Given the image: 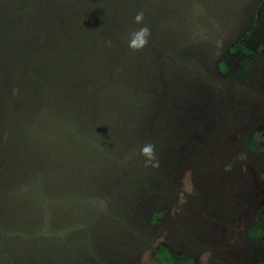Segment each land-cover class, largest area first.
Segmentation results:
<instances>
[{
    "label": "trees",
    "instance_id": "1",
    "mask_svg": "<svg viewBox=\"0 0 264 264\" xmlns=\"http://www.w3.org/2000/svg\"><path fill=\"white\" fill-rule=\"evenodd\" d=\"M198 1L0 0V264L26 254L74 257L84 246L74 220L92 219L105 191L115 196L154 178L159 168L145 166L140 146L154 144L160 162L166 144L154 126L167 112L157 77L196 27ZM140 11L143 25L134 21ZM144 25L149 42L133 51L128 33ZM229 50L257 51L241 42ZM115 179L118 189L108 186ZM114 212L100 206L98 227L124 223ZM263 233L246 229L251 238ZM154 255L161 264L190 263L164 246Z\"/></svg>",
    "mask_w": 264,
    "mask_h": 264
},
{
    "label": "rangeland",
    "instance_id": "2",
    "mask_svg": "<svg viewBox=\"0 0 264 264\" xmlns=\"http://www.w3.org/2000/svg\"><path fill=\"white\" fill-rule=\"evenodd\" d=\"M196 7V27L157 77L167 115L154 126L166 144L154 178L115 196L105 191L92 219L74 220L84 246L93 229L89 248L58 262L26 254L16 264H161L157 246L189 264H264V233L246 234L264 228V0H201ZM236 42L257 51L229 50ZM105 205L124 223L110 218L98 227L95 212Z\"/></svg>",
    "mask_w": 264,
    "mask_h": 264
},
{
    "label": "clouds",
    "instance_id": "3",
    "mask_svg": "<svg viewBox=\"0 0 264 264\" xmlns=\"http://www.w3.org/2000/svg\"><path fill=\"white\" fill-rule=\"evenodd\" d=\"M143 20H144V12L140 11L135 15L134 21L136 24L143 25ZM150 36H151L150 28L146 25L141 26L138 29H135L130 33H128L127 36L128 47L133 51H139L148 44ZM105 43L108 46H112L111 40L105 41ZM140 155L145 158L144 164L146 167L150 166L153 168H158L160 166L159 159L155 152L154 144L146 143L140 146ZM226 170L228 169L226 168Z\"/></svg>",
    "mask_w": 264,
    "mask_h": 264
}]
</instances>
